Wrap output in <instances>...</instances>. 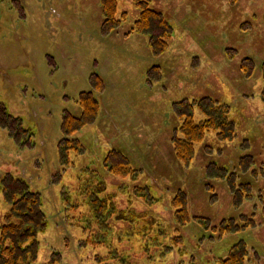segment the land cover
Returning a JSON list of instances; mask_svg holds the SVG:
<instances>
[{"label": "rangeland", "instance_id": "rangeland-1", "mask_svg": "<svg viewBox=\"0 0 264 264\" xmlns=\"http://www.w3.org/2000/svg\"><path fill=\"white\" fill-rule=\"evenodd\" d=\"M116 2V17L127 16L106 28L100 0H0V119L12 120L8 127L0 122V178H20L41 198L47 226L38 235L36 264L53 253L59 264H96V254H107L82 246L84 235L64 210L63 192L79 199L75 191L90 173L116 194L119 208L130 198L134 211L151 213L161 224L149 227L155 236L145 242L149 249L138 240L140 224H112L111 245L131 264H221L234 245L246 250L243 264H264V0H150L171 28L160 55L147 35H128L139 15L133 1ZM244 59L253 66L249 75L240 69ZM95 77L103 83L100 92L93 90ZM90 90L99 111L72 135L83 151L70 154L62 170L63 115L80 116L76 100ZM206 97L230 108L234 137L221 141L210 131L192 161H178L171 139L181 124L179 103ZM192 112L203 119L197 107ZM111 149L139 171L138 180L103 168ZM121 183L146 186L158 201L128 197ZM178 191L191 220L172 245L170 200ZM8 206L0 191V216ZM231 219L242 227L221 232ZM162 248L169 252L151 263L148 256L157 258Z\"/></svg>", "mask_w": 264, "mask_h": 264}, {"label": "trees", "instance_id": "trees-1", "mask_svg": "<svg viewBox=\"0 0 264 264\" xmlns=\"http://www.w3.org/2000/svg\"><path fill=\"white\" fill-rule=\"evenodd\" d=\"M132 1L133 6L139 11V15L128 35L133 33L147 35L153 54H162L168 48L171 39L169 23L162 19L160 13L149 7L150 0ZM100 5L106 28L118 25L127 16V13L122 12L121 20L116 17V0H100ZM243 61L245 59L242 60L240 69L244 75H249L253 66L251 63L249 66H245ZM262 70L264 77V65ZM261 98L264 102V86ZM76 103L81 109L80 116L68 114L62 120L63 137L57 144L59 164L62 170L68 166L70 154L78 155L83 151L81 142L72 135L92 122L99 110L98 103L91 92H81ZM179 105L177 117L181 120V124L171 139L173 154L178 161L184 163L192 161L195 155V146L203 142L206 134L210 131H216V136L221 141H228L234 137L230 108L226 104L206 97L192 100L189 104L182 102ZM193 107H197L203 114L202 120H195L192 112ZM0 122L7 127L11 125L7 117ZM11 129L13 132V127ZM14 134L16 135L13 136L19 135L17 131ZM102 166L109 174L120 178H129L131 182H135L139 178V171L129 164L124 155L113 149L105 152ZM90 174L91 179L94 178L95 175ZM91 179H85L79 184L78 190L75 191L79 199L73 200L71 194H68L67 191L63 192L64 210L68 213L66 217L70 224L78 228L84 235L81 240L83 247L106 248L105 257L100 254L95 255L96 264H111L110 262L112 264H131L128 255H124L116 246L111 245L112 224L121 221L135 222L137 226L140 224V230L137 231L138 240L142 244L141 246L147 248V241L155 240V236L152 235L154 229H149V227L157 228L161 224L157 222L158 218L151 213L134 211L130 198L128 199L129 206L119 208L115 200L116 194L107 192L104 181L99 179L95 182ZM130 185V183H121L118 187L121 190L128 189L127 192L130 193L128 197L140 198L147 205L158 201L150 197L146 186L134 185L130 187ZM0 191L4 201L9 205L4 214L0 216V264H36L39 251L38 235L44 232L47 226L41 198L36 191L30 189L24 180L8 174L0 178ZM170 206L174 216L172 221L176 224L172 229L174 236L170 238L171 244L174 245L179 244V228L186 226L191 218L187 213L186 199L182 191H178L171 198ZM76 211L79 212L73 214ZM192 219L204 221L201 217ZM240 227L242 225H237L232 219L229 222H222L219 226L220 231L225 233L235 232ZM240 246L234 245L228 255L224 259H220V263L243 264L246 250ZM168 252L169 249L162 248L159 250L157 258L148 256V259L151 263L161 261ZM42 264H59L58 254L53 253L51 258Z\"/></svg>", "mask_w": 264, "mask_h": 264}, {"label": "flooded vegetation", "instance_id": "flooded-vegetation-1", "mask_svg": "<svg viewBox=\"0 0 264 264\" xmlns=\"http://www.w3.org/2000/svg\"><path fill=\"white\" fill-rule=\"evenodd\" d=\"M9 1H10V0H9ZM3 13H4V10H3ZM102 89H103V83H102V81H101L99 78L95 77V78L93 79V90H96L97 92H100ZM93 90H90V91H87V92H91L93 98H94V99L97 101V103H98L97 97L93 94ZM98 106H99V103H98ZM78 107H79V106H78ZM98 111H99V110H98ZM0 114H1V115L3 114L2 110H0ZM66 115H68V114H64L63 117L66 116ZM5 117L8 118L9 122L12 121L11 118H10L8 115H5ZM78 117H79V116H78ZM0 120H4V118L1 117ZM16 124L18 125V123H16ZM17 132H18V131H17ZM14 133H15V132H14Z\"/></svg>", "mask_w": 264, "mask_h": 264}]
</instances>
